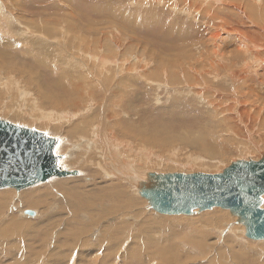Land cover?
I'll use <instances>...</instances> for the list:
<instances>
[{
	"label": "rangeland",
	"instance_id": "rangeland-1",
	"mask_svg": "<svg viewBox=\"0 0 264 264\" xmlns=\"http://www.w3.org/2000/svg\"><path fill=\"white\" fill-rule=\"evenodd\" d=\"M259 1L262 2V0H258L257 2H259ZM75 2H76V5H75ZM220 2H218L216 4L218 5ZM251 2H253V3H251ZM254 2H255V4L257 3L256 1H253V0H245V4H248V5L249 4L254 5ZM160 3L163 5H161ZM196 3H197L196 0H191L189 7H192V8L190 10V8L184 4V0H178V1H176V4H175L174 0H171V1L170 0H168V1L167 0H163V1L162 0L161 1L160 0L159 1L158 0H151V1L150 0H143V1H141V0L140 1L139 0H105V1L104 0H99V1L98 0H0V9H2V12L0 13V59L3 61V66L4 65L6 66V67L4 66L6 70L9 67L10 68L12 67L13 70L16 67H19V68L22 67V68L29 70L32 73L33 78H38L39 76L42 78V76H43V79L45 81L44 82L45 86H44V88H41V89L43 91H49L48 94L49 95L53 94L54 96H59L60 94L59 93L56 94L59 90L54 89V86L56 84L50 81L51 74L52 73L55 75L60 74V77H63V75L65 73H67V78L68 77L70 79L73 77L79 78L80 74L76 72V70L78 71L79 68H76V67L81 66L84 68V66L82 64H80L81 63L80 60L83 59V55L85 54V51L88 48L95 49L96 46H94L92 43V41L94 39H98V42L103 41L102 45L100 46L101 52L99 53V55L102 56L103 53L106 52L107 53V59L110 62V64L115 63L117 61L119 62L122 54L127 56L129 52H132L131 55L134 56L132 60L136 59V57H139V56L142 57L144 55L143 56L144 58L142 57V60L140 61V63L142 64V68L143 69L146 68L144 70L149 72L150 70H154V69H156V67L161 66V65H159L160 62H164L165 63L164 65H166L168 63V61H166L168 58H171V59L178 58L180 53H185L183 56L190 55V57L193 58V62L185 60V59L180 61V62H183L186 64H190V63L194 64V66H192L191 68H195L197 72H203L204 71L206 74V69H210L211 67H207V68H205V67L213 62L212 59H215L214 58L216 56L215 51L219 52L223 55L222 49H224L225 50L224 55L230 54V51L231 50L233 51L235 48V47H233L232 44H233V41L234 42L236 41V39H235V36L229 34L226 31V30H228V28L226 27L227 24L225 25L223 23L224 18L226 20V19H228V17L231 16L230 14H228L229 11L226 10V8L221 9V7H216V6H214V4H211V5L209 4L206 7H202L205 10L204 11L202 8L198 9L196 6ZM101 4H103V6H101ZM261 4H256V5L257 6L260 5L259 7H264V3H261ZM109 5H111V6H109ZM157 6H159V7H157ZM193 6H195V7H193ZM211 6H214V7H211ZM148 7H149V9H148ZM87 8H89V9H87ZM177 8H179V9H177ZM193 8L194 9L196 8V9L194 10ZM72 9H75V12L73 14L79 16L80 20L77 21V20L72 18L73 17ZM176 9L181 10V12L177 11ZM114 10H116V12ZM199 10H200V12H199ZM145 11H147V12H145ZM150 11H151V13H150ZM208 11H209V13H208ZM215 11L216 12L220 11L221 15L217 14ZM89 12H90V14H89ZM123 12H124V14H123ZM192 12H193V14H192ZM188 13H190L189 16H188ZM207 14H210V16ZM232 14H233V12H232ZM134 15H135V17H134ZM233 15L231 16L229 22L230 23L231 22L232 23H234V22L238 23V19L236 17H234ZM147 16L152 17L150 21L144 20V18L146 19ZM22 17L25 18L24 24L22 23V20H21ZM54 17H55V19H54ZM83 17L84 18L86 17L88 20L86 21V18L84 19ZM64 18H67V20L71 19V20H69L70 22L72 21L71 23L77 24L78 26H80V28L82 27L80 29L81 34H75V33L73 34L70 31H68L67 32V38L63 37V35H62V37L55 38V37H50V36L46 35L45 33H43L40 30L34 31L28 27V25L33 24L32 25L33 27L37 26V27H47V28L53 29V30H47L49 33L52 31L56 32V30L57 31L60 30V27L56 28L50 22H44V20H50V19L51 20H63ZM110 18L112 19V21ZM119 18H127V19H130L132 21L137 20L139 22V26L137 25V22H134V21L133 22L137 25L134 31H137L138 33L137 34L131 33L133 31L131 29H126V26H124L120 22ZM207 18L211 19V21ZM141 19H142V21H141ZM205 20L207 21V23ZM219 20H221V21H219ZM113 21H116V23H114ZM143 21H144V23H143ZM208 22H209V24H208ZM30 23H32V24H30ZM46 23H49V24H46ZM217 23L219 24V26L221 25L222 28L218 27ZM119 24L124 26L123 27L124 32H121L122 31L121 30L119 33L120 35L123 34L124 35V36L122 35L123 37L117 33V30L122 28V26H120ZM141 24L143 26H141ZM128 25L131 26V24H129V23H128ZM182 25H183V27H181ZM200 27L201 28L204 27V28L201 29ZM209 27L212 29H210ZM225 27L227 29H225ZM214 28H217V29H214ZM126 30H129L131 32L126 31ZM179 30H180V32H179ZM185 30H186V32H184ZM207 30H208V32H207ZM219 30H221V31H219ZM26 31L29 33L35 32L34 34L32 33L34 36L32 38H30L26 34ZM173 31H175V32L172 33ZM199 31H201V32H199ZM213 31H214V33H213ZM111 33H114V35L116 36V40L119 42V44L122 43L120 45H123L124 43H126L123 45L125 48L123 46H120L122 48H119V44L117 43L116 40H114L115 39L114 38L113 40L111 39V41H113L114 43H117L118 47L113 46V45H112V47H110L111 44H109L108 46L110 48L108 49L107 43L109 40L108 41H106V40H107L108 34H111ZM178 33H180V34H178ZM82 34H84V36L87 39L85 37H83ZM116 34H118L119 36ZM224 35H226V36H224ZM43 36H45L44 38L47 41L43 39ZM74 36H77V37L75 38ZM126 36H128V37H126ZM201 36H202V38H201ZM223 36H224V38H222ZM81 37H82V39H81ZM119 37H121V38H119ZM216 38H218L217 41H216ZM221 38H222V40H221ZM67 39H68V41L74 40V42L72 44H70V42H69L68 44H70V46L68 44L66 46V43H67L66 40ZM53 40H55V41L53 43H51V41H53ZM86 40H88V42H85ZM64 42H65V44H64ZM222 42H223V44H222ZM60 44L62 46H65L66 48L64 50L60 49V47H59ZM128 44H129V46H128ZM42 45H46V46H44L45 48L42 49L41 47H39ZM49 45L51 46L50 48L48 47ZM72 45H74V47ZM216 46H217V48H216ZM70 47H72V48H70ZM96 48H98V47H96ZM213 48H216V49H213ZM41 49H42V51H41ZM70 49H72V50H70ZM227 49L229 52L228 54H227ZM65 50L69 52L70 56H69L68 52L66 53ZM205 50L206 51L208 50L207 54H203L204 52H206ZM4 51H5V53H4ZM152 51H155L157 53H161V56H163V57L158 58V56L152 54ZM1 52L4 54H9V52H11L10 54H12L14 56L16 54L19 58H17V56L13 57L11 55H4V54L1 55ZM95 52H97V51H95ZM17 53L20 54V56ZM80 53H81V55H80ZM170 54H172V56ZM9 56H11V57H9ZM38 56L42 60L45 57L46 59L43 60V61L47 60V61H45V65L47 63H49L50 66L52 65L51 66L52 69H50L49 64H47L46 69L45 68L41 69L39 66H38V68H39L38 69L36 67L37 64H32V63H35V62H33V60H35ZM42 56H44V57H42ZM74 57H76V58H74ZM210 57H212V58L210 59ZM3 58H5V59H3ZM10 58H12V59L14 58L15 60L17 59L16 61H18L19 63L14 61V59H13V63H12V59L10 62ZM153 58H155V59H153ZM19 59H21L22 61ZM127 59H130V57H128ZM23 60H25V61L23 62ZM149 60L151 61V64H150ZM4 61H6V62H4ZM9 62L12 63L11 66H10ZM22 62H23V65H22ZM27 62H28V64L30 63L31 65H29V66L24 65V64H27ZM143 62H145V63H143ZM146 62H148L149 64ZM16 63L18 65L20 64V66H18ZM207 63H209V64H207ZM15 65H16V67H15ZM104 66H106V67L104 68ZM136 66L137 65H135L134 67H136ZM238 66H240V65H238ZM43 67H45V66H43ZM134 67H132V68H134ZM200 67H202V68H200ZM263 67H264V65H262L260 63V67L256 70L257 71L256 74H258V75H256V79H258V80L255 81V79H254L251 82L252 85L254 84V86H258V89L262 88V91H264V88H263L264 84L262 82H260V80H262L261 78L264 79V77H262V76H264V73L261 72V69H263V71H264ZM12 68L8 69V70L13 71ZM138 68H141V67H136L134 70H138ZM217 70H218V67H217ZM236 70H237V67L233 68V63H226L225 64V71L228 73L227 74L223 73L222 78L217 76V75L210 76V75L206 74L207 75L206 79L208 81V85L206 83H202L203 80L201 79L199 86L201 88H207L208 90L202 89V91H204V92L200 91L201 93H199L198 92L199 90H197L196 96L193 93V91H191V89H193V88L189 87L187 84H185V86H183V85L172 86L168 83L170 87H167L165 85V86H162V88L160 89V87L157 88L156 85H152L151 81L149 82L150 85H149V83L146 84V82L143 80H140L138 82H131L130 81L131 76H128V79L123 80V84H125L126 86L120 88L119 90L121 91L120 95H123L126 98L129 97L128 100H126L127 105L125 104L123 107L127 108L128 106H130V108L132 109L131 110L129 108L131 110L130 112H132L133 114L131 113V115L129 116V114L127 112H124V113L120 114V117H121V119L130 120V121H133L132 119H134L135 121L131 122L130 124L138 123V125H140L141 128L143 130H145L148 134H151V136H153V135L157 136V134L160 133V132H158L159 129H157L159 127L160 130L163 131V133H162L163 135L161 134L162 137L160 136V137H155V138H160L162 140H163V138L165 140V138L167 136L169 138L170 137L172 138L173 136H175V137H173L174 139L175 138L178 139L179 137L184 138L181 140L183 142L176 145L177 146L176 147V150H177L176 156L177 157L175 158V162H171V164H170L171 166L170 165L169 166L172 167L173 166L172 164H174L173 167H176V166H178V163L181 161L183 164H186V162L187 163L190 162L191 165H193L191 161H186V159L188 157V155H187L188 151L185 150L184 146L187 144L188 141H189L188 143L190 144L194 139H197V138L200 139L202 136H205V135H212L213 137H216V135H217L219 138L224 136V133L222 132L223 119H221L223 114L221 113V110H219V108L215 104H213L214 98L215 99H217V98L221 99V97H220L219 93H216L214 91L213 88H216L217 83L226 82L227 81L226 77L228 76V74L230 72H234ZM115 71H116V68H115ZM190 71H191V69H190ZM92 73H93V76H95L97 78V80H95V82H93L92 84L95 85L101 91V95L94 97L93 100L97 103H103L106 100V97H105L104 91L101 89V87L102 86L106 87L105 82H108V83L112 82V83H118V84H121V83L119 82L118 79L113 77L112 72L109 71V67L107 65L100 64V61H99V67H97V69H95V71H93ZM17 74L18 73L12 72L10 74V76L13 75L17 79L19 77V81L21 84H19L17 82V79L15 77L14 78L16 80L11 78L9 76V74H6L4 69L0 68V119L8 121V122L13 123V124L18 125V126L36 129L38 131L45 132L49 136L60 140V145L58 147V151L59 150L60 151L57 153L59 156H62L61 165L66 167V168L62 167L63 170L78 171V172L82 173L81 176H79V177L77 175L69 176L71 178L68 177L65 180L63 179L64 181H69V179H70V181L68 183L74 182L76 185L79 184V186H81L83 188V191H85V189L86 190L88 189L87 191H89V192H94L95 190L100 191V189L104 190L107 187L109 188L114 183L121 184L122 181H120L119 179H117L115 177L111 178V174H107V176H109V177L104 175L102 169H100L99 167L94 168V170L96 171L95 173H97V176L96 175L92 176L91 174L93 173V171L92 172H86L82 168L83 166H79L78 164L77 165L73 164L70 166H72L74 168H67V165L63 164L64 162H66V160L70 156L71 147L74 144L78 143L77 139H73L70 141V138L68 140L65 137V135L67 134V133H65V130H66V128H68L69 125H66L65 123L62 124L65 121V114L67 113V110L71 106H67L66 108L63 107V109H50V108H48V103L44 102V100L41 101V99L38 96L39 90L37 88V84L36 83L26 84V83H28L27 78L25 76L21 75L23 78L22 79V78H20V75L19 74L17 75ZM122 74H123V76H122ZM126 75H128V73H126V74L121 73V75H119L117 78H120V77L126 78L127 77ZM25 78H26V80H25ZM21 79L25 83L22 82ZM63 79L64 78H62V79L58 78L57 80H63ZM108 79H110V81H108ZM113 79H115V80H113ZM256 82H258V83H256ZM38 84L41 85V87L43 85V84H40L39 82H38ZM46 86H48V88H45ZM188 87H189V89H188ZM236 88H235V90H236ZM50 90L54 93H52ZM53 90H55V91H53ZM134 90H136V91H134ZM130 91H131V94H130ZM179 91L181 92V94H179ZM214 92L216 95H214ZM61 93L65 94L67 92L61 91ZM135 93L137 94L138 97L135 96L136 95ZM197 93H199V94H197ZM202 93H204V94H202ZM207 93L208 94L211 93V94H209L210 96H208ZM139 94H141V95H139ZM126 95H128V96H126ZM132 95H134V97ZM191 95H193V96H191ZM135 97L138 99H136ZM202 97H204V98H202ZM206 99H209V100H206ZM204 103L206 105H204ZM211 103H212V105H211ZM52 107H57V106H55L53 103ZM113 107H116V106H112V105L108 106L107 113H110L113 110ZM116 108H114V110L119 111L121 106H119V108H117V110H116ZM80 109L82 110V108H80ZM218 112H220V113H218ZM126 113H127V115H126ZM211 113L212 114L214 113L215 117ZM13 115H16V116H13ZM85 118H87V117H85ZM53 121H56V123H60V125L58 127H53L52 126V125H54ZM208 121H210V122H208ZM74 122H79V120H76ZM215 123L216 124L218 123V125H216ZM207 124L209 127L207 126ZM94 125L97 126V122L92 124V126H94ZM136 126H137V124H136ZM161 126H163V127H161ZM216 127H217V129H216ZM54 128L57 129L56 132H54ZM164 128L166 129V131H164L165 130ZM203 129H205V130H203ZM92 130H94V129H92ZM168 132L170 135L165 134ZM180 134H181V136H180ZM184 135H186L187 137ZM205 137H207V136H205ZM173 138H172V140H174ZM86 139L89 140L88 137ZM72 141L73 142L75 141V142L71 143ZM63 142H64V144H63ZM155 143L159 144V143H162V141L155 140ZM61 144H63V145H61ZM64 146H66L65 148H67V149H64L63 148ZM82 146H85V144L83 145V143H82ZM77 147H79L78 144H77ZM160 147L155 149V150L156 151L159 150V152H160L161 151ZM204 148L209 149V150H214L210 147H204ZM169 151L170 150H166L163 153V156L167 155L169 153ZM197 156H198V154L196 153L195 157H197ZM223 156L226 157L228 155H226L224 153ZM165 157H167V156H165ZM170 159H173V157H170ZM244 159H247V157L246 158L240 157V156L235 157L234 160H230V164L231 163L234 164V162L237 163V162L243 161ZM196 160H197V165H200V164H207L208 165V163L212 164V163H210L211 161H209L207 159H202L201 162L199 161V158ZM253 160H256V159L255 158L252 160L247 159V160H244L243 162H249V161H253ZM183 161H185V162H183ZM82 163L83 164H80V165H85L87 167V164L89 163V161H86L84 159V160H82ZM227 164L228 163L223 164L221 167L219 166V167H215V168H211V169H204L200 173L211 174V175L218 174V173L222 174V172H224L223 171L224 168L227 169L230 165L229 164L227 167ZM77 166H79V167H77ZM182 171H183V166L176 169L175 171L167 172V171L161 170V171H156V172L159 175H168V174H175V173H181V174H183V173L184 174L198 173L197 170H195V172H193V171L192 172H188V171L182 172ZM85 172L87 174H85ZM86 178H90V179H86ZM53 179H55V178H53ZM115 180H117V181H115ZM52 183H54V181ZM45 184L48 185L49 183H45ZM40 186H42V188L44 187L43 184H41V185H37V186L32 187V188L23 190L21 192H17L14 189L0 190V192L9 191L13 195L12 201L6 207L4 214L1 215L0 227L7 225V223H9L11 220H16V222H18V223L22 222V221H24V222L30 221V223H32V226H33V228L31 226L30 229L27 230V232H26L27 235L25 233L21 235V232L14 231L13 229L11 230L12 236H11V238H8L9 241L4 242V245H2L0 243V248H1L0 249V264H104V263L105 264H156L157 262H158V264H161L164 260H166L168 262V264H240L241 260L239 262V259L236 258L237 255H235L237 252H239L240 254L246 255V257L244 259L242 258L243 260H246V262H248L245 264H264V257L261 258V256H259V253L257 254L258 255L257 257L260 258L259 261H258V259H248V252L255 253V252L260 250V254H264L263 253L264 247H262L263 250H261V246H263L264 240H258V241L253 240L254 242H256V244H250L249 242H251L252 240L247 237V234L240 236V233L238 232L239 229H236L235 232L233 233L231 231V230H233V225L229 224V223H227V225H223V222L220 225L208 226L207 228L203 229L205 232H207L209 234V236L206 237L207 239H206V243H205L209 247V250H207L202 255H199L200 258L197 257L198 254L194 252L196 250L191 252L194 255H191V256L188 255L189 249H191V250H193V249L187 248V247H182V251H181L182 253L181 252L177 253L176 250L172 251V252L171 251L170 252H164L160 249L162 247V245L160 246V241H161V243H167V242H163V240L160 239L161 233H159V229H163L164 227L158 228L159 227L158 226L156 228H154V227L147 228L144 225V228H143V225L138 226L137 224H140V219L132 218V217H137V212H138L137 206L136 207L132 206L129 208L126 206L118 205L117 207H121V208L115 209L116 206L114 208H112L111 207L112 204H111V205L104 207V208L108 209V210H106L107 212H109L110 210L112 212H114V216L111 215L110 217H115V216L117 217L118 212L120 210L123 211L122 212L123 214L129 216L128 218L122 219L120 222L119 221L114 222V224L117 222L118 224L122 223V225L125 224V226H126V228L124 227V229H123L124 231L122 230L123 232L121 231V234H119L117 236L118 238L120 237V240H121V235H123L122 236L124 238L123 243H125L124 246L121 245L122 241H120V244L114 245V246H111V244H104L103 245L102 242H101V244H99L100 240L103 237V235H101L102 234L101 231H103V229L105 227H107L108 225L107 224H104V225L101 224V225H103L102 229H100L101 227L99 228L98 225L96 227H94L95 223L97 222V220L99 221V219L96 220V218H95L94 220L96 222L94 220H91L93 218V216L90 213H89V215H91V216H89V215L85 216L83 214H77L75 216V217L79 218V220H80L78 227L82 229V232L77 231L78 232L77 236L75 234L73 235L72 233L70 234V233H68V231L70 229L68 227L72 228V225L67 224L66 222L71 221L70 223H73L75 221V219L72 218L74 216H72L71 213H68L69 205L66 204L67 201H66V203L64 202L65 207H64V205L60 204V200L62 201L65 199H64L63 195H61V193H59L56 189H51L53 193L55 192L54 197L56 200L50 199V204L52 206L49 204L48 206H51L50 208L44 207L45 211L42 210V212H44V213H41L38 208H36L35 210L33 208H31V209L28 208L26 206L28 204L26 201H22L24 206H22L19 203V198H20L21 194H25L26 192H29L32 189L40 187ZM128 186H130V183L128 184ZM140 198L145 199L144 197H140ZM145 202H146L145 205L148 204V206H150L149 201H147V199L145 200ZM52 203H54V204H52ZM59 205L61 207H64L65 209H68V211L63 210L62 208L59 207ZM108 207H111V208H108ZM149 208L150 209H146V211L150 215V220L157 223V222H159V220L161 218H163L165 216V215L161 216V214L156 215L155 211L153 212V209L151 208V206ZM21 209L24 210V212H26V215L23 214L25 216H20V215H22ZM217 209L220 211H228L230 218H233L232 217L233 215H231L229 210H222L220 208H215L214 210H217ZM36 210H37V213L39 216L46 214L45 217H43V218L39 217L38 219H36L37 217H34L36 215V213H35ZM47 211H49V212L47 213ZM28 212H32V214L27 215ZM62 212H64V214ZM194 212L195 213L191 216L185 215V214L179 215L178 216L179 220L177 221V223L184 222L187 225L186 220L189 218H193L192 224L194 226H197V224H198L197 219H199V217H196L194 215L204 213L205 211L195 210ZM208 212L211 213L212 211L208 210ZM206 213H207V211H206ZM52 215L53 216L56 215V220H58V219H61V220L59 222L58 227L56 226L57 228H53L54 225L52 222H54L55 219H53L51 217L47 218V221H45V223H47L46 226L48 228V231L46 232L47 235L44 236L43 235L44 230H43L42 224H44V220L46 217L52 216ZM62 215H63V217H61ZM80 217H81V219H80ZM87 217H89V218H87ZM123 217H125V216H123ZM68 218H72V219H68ZM119 218H122V216H120ZM27 219H29V220H27ZM34 221L39 222V223H33ZM88 221L93 222L94 225ZM88 224H90V225H88ZM239 225L240 224L236 223L234 225V228H238ZM129 226H130V228H129ZM86 227H88V228H86ZM93 227H94V229L92 231L91 228H93ZM39 229L42 230L41 233H39ZM85 230H87V231H85ZM141 230L147 231V233L146 232L142 233ZM51 231H52V233H51ZM90 231H91V233H90ZM50 233H51V235H50ZM65 233H67V235L68 234H70V235L67 236ZM64 234L66 235V237ZM137 234H139L141 236H139V235L137 236ZM142 235H148L150 237V239L153 240V243H155V244H151L149 246L148 244L150 242H147L148 240L147 241L143 240L144 238ZM38 236H40V238H38ZM80 236H81V238H80ZM77 237H79L80 240ZM83 237H84V241L82 240ZM109 237H111L110 239L113 240L112 238L115 237L114 232H111V235ZM140 237L143 239H141ZM3 238L4 237L0 235V241ZM69 238L71 240H69ZM73 238L78 239V240L74 241ZM183 238H184V236H182L180 239H183ZM132 239H134V240H132ZM136 239H138V240H136ZM59 240H60V243H59ZM81 241H83V242H81ZM179 241L180 240L178 238L177 232H175V242L178 243ZM181 241H184V240H181ZM145 242H147V243H145ZM146 244H147V246H146ZM99 245H101V246H99ZM156 245L159 247H157ZM163 245H166V244H163ZM129 247H131V248H129ZM137 248H138V250H137ZM6 249L9 250L10 253ZM144 249H146V251L142 252L141 250H144ZM131 250H133V251H131ZM139 250L141 251V253L139 252ZM158 250H159V254H158ZM184 253H186L187 256L184 255ZM223 254H225V256ZM195 255H196V257H195ZM234 256H235V258H233Z\"/></svg>",
	"mask_w": 264,
	"mask_h": 264
},
{
	"label": "bare ground",
	"instance_id": "bare-ground-1",
	"mask_svg": "<svg viewBox=\"0 0 264 264\" xmlns=\"http://www.w3.org/2000/svg\"><path fill=\"white\" fill-rule=\"evenodd\" d=\"M141 1H143V0H141ZM176 1H178V0H176ZM176 1L174 0L175 4H176ZM220 1L221 0H196V2H197L196 6L198 9H200L202 7H206L209 4L210 5L214 4V6L221 7V9L226 8V10L229 11L228 14H230L231 16L234 14L233 16L238 19V23H235V22H234L235 24L232 22L230 23L229 22V20L231 18L230 15H229L230 17H228V19L225 20V18H224L223 23L225 25L227 24L226 27L228 28V30H226V31L229 34L235 36L236 41L235 42L233 41V44H232L233 47H235V48L233 51L232 50L230 51V54H228L229 52L227 49L228 55H224V53H225L224 49H222L223 55L214 50L215 54H216V56L214 57L215 59H212L213 62L210 64L207 63L209 65L206 67L204 66V67L205 68L211 67L210 69H206V74H208L210 76L217 75L221 78L223 77V73H225V74L228 73L225 71V64L226 63H233V68L237 67V70L234 72L229 71L230 73L226 77V80L228 82L226 81L223 83L222 82L217 83L216 88H213L214 91L216 93H219V95L221 97V99H218V98L215 99L214 98L213 104H215L219 108V110H221V113L223 114L221 119H223L222 132L224 133V136L219 138L217 135H216V137H213L212 135H205L207 137L202 136L200 139H198V138L194 139L190 144L188 143L189 141L187 142L186 145L184 144L185 150L188 151V154H187L188 157H187L186 161H191L193 165H191L190 162H188V163L186 162V164H183L181 161L178 163V166L173 167L174 164H172L173 166L170 167L171 162H175V158L177 157L176 156V151H177L176 145L183 142L181 140L184 138H181L178 136L179 137L178 139H176V138L174 139L173 137H175V136H173L172 138L174 140H172L171 137H170L171 138L170 139L167 136L165 138L166 141L164 140V138H163V140L160 138H155V137H160L161 134L163 133V131H161L159 127L157 129H159L158 132H160V133H158L157 136L156 135L151 136V134H148L145 130H143L141 128V126L138 125V123H136L137 126H136V124H130L131 122L135 121L134 119L131 118L133 121L121 119V117H120L121 113L127 112L130 116L132 113L130 111L132 109L130 108V106H128L127 108L123 107L126 104V100H128L129 97L126 98L125 96L120 95L121 91L119 90L120 88L126 86L125 84H123V80L128 79V76H131V78H130L131 82H138L140 80H143L147 84L151 81L152 85H156V87L157 88L160 87V89L162 88V86H165V85L167 87H170L169 84L172 86H181V85L185 86V84H187L189 87L193 88V89H191V91H193V93L196 96L197 90H199L198 91L199 93H201L200 91H202V89L208 90L207 88H201L199 86L200 80L202 79L203 80L202 83H206L207 85H208V81L206 79L207 75L205 74L204 71L203 72H197L195 68H191L192 66H194V64H191V63L186 64V63L180 62L184 59L193 62V58L190 57V55L183 56L185 53H180L178 58H173V59L168 58L166 60V61H168V63L166 65H164L165 64L164 62H160L161 61L160 60L159 65H161V66L157 65L158 67H156V69L150 70L149 72H147L144 70L146 68L143 69L142 64L140 63V61L142 60V57L144 55L142 57L141 56L136 57V59L132 60L134 56L131 55L132 52H129L127 56L122 54L119 62L117 61L115 63L110 64V62L107 59V53L106 52H104L102 56L99 55V53L101 52L100 46L102 45L103 41L98 42V39H94L92 41V43L94 46H96L98 48H96V47H95V49L88 48L85 51V54L83 55V59L80 60L81 61L80 64H82L84 66V68L81 66L76 67V68H79L78 71L76 70V72L80 74L79 78L73 77L70 79L68 77L69 78L68 79L67 73H65L63 75V77H60V74H57V75H55L53 73L51 74L50 81L56 84L54 86V89L59 90L56 93V94L59 93L60 94L59 96H54L53 94H52L53 96L49 95L48 94L49 91H43L41 89V88H44V86H45V84H44L45 81L43 79V76H42V78L40 76L38 78H33L32 73L29 70L22 68V67L21 68L16 67V65H15L16 68H14V70L11 67L13 71L8 70V69H11L10 67L6 70L5 69L6 66L5 65H4L5 67L3 66V61L0 59V68L4 69L6 74H9V76H10V74L12 72L18 73L20 75V78H22V76H25L27 78L28 83H26V84H34V83L37 84V88L39 90L38 96L41 99V101L44 100V102L48 103V108H50V109H63V107L66 108L67 106H71L67 110V113L65 114V121L62 124L65 123L66 125H69L68 128H66V130H65V133H67L65 135V137L68 140L70 138V141L73 139H77L78 143L74 144L71 147L70 156L66 160V162H64L63 164L67 165V168H74V167L70 166L73 164H75V165L78 164L79 166H83L82 168L86 172H92L93 171V173L91 174L92 176H94V175L97 176V173H95L96 171L94 170V168L99 167L100 169H102L104 175L107 176V174H111V178L115 177V178L119 179L120 181H122L121 184L114 183L109 188L107 187L108 189L103 188L104 190L100 189V191L95 190L94 192H89V191H87L88 189L87 190L85 189V191H83V188L81 186H79V184L76 185L74 182L68 183L70 181V179H69V181H64L68 177H66V178H55L56 180L52 179V180H49L48 182H46V183H49L48 185L45 183H42L44 186L43 188H42V186H40V187L32 189L29 192H26L25 194H21L20 198H19V203L22 206H24L22 201H26L28 203L26 205L28 208H30V209L33 208L34 210L36 208H38L41 213H44V212H42V210L45 211L44 207L50 208L52 206L50 204V199L56 200L54 197L55 192L53 193L51 190V189H56L59 193H61V195H63V197L65 199L62 201L60 200V204L64 205V202L66 203V201H67L66 204L69 205V211H68V209L64 208L65 205H64V207H61L59 205V207L62 208L63 210H67L68 213H71L72 216H74L72 218L75 219V221L73 223H70L71 221L66 222L67 224L72 225V228L68 227V228H70L68 233H70V234L72 233L73 235L75 234L77 236V233H78L77 231L82 232V229L78 227L80 220H79V218H77L75 216L77 214H83L85 216L86 215L88 216L90 213L93 216V218L91 220H94L95 218H96V220L99 219V221L97 220L98 223L94 220L96 222L95 225L93 222L88 221V222L92 223L94 225V227H96L98 225V227L99 228L101 227L100 229H102L104 224L108 225L107 227H105L103 229V231H101L102 232L101 235H103V237L100 240L99 244H101V242H102L103 245L104 244H111V246L120 244V241H122L121 242L122 246L125 245V243H123V241H124V238L122 237L123 235H121V240H120V237L118 238L117 236L119 234H121V231L124 229V227L126 228V226H125V224L122 225V223L118 224L117 222L114 224V222L115 221L120 222L122 219L128 218L129 216L123 214L122 213L123 211L120 210L118 212L117 217L116 216L110 217L111 215L114 216V212H112L111 210L109 212H107L106 210H108V209H106L104 207L111 205V204H112V206H111L112 208H114L116 206L115 209L121 208V207H117L118 205L126 206L129 208L132 206H135V207L137 206V209H138L137 217H132V218L140 219V224H137L138 226L143 225V228H144V225L147 228H150V227L156 228L158 226H159L158 228L164 227L163 229H159V233H161L160 239H162L163 242H167V243H161V241H160V246L162 245V247L160 249L162 251H164V252H170L171 251L172 252V251L176 250L177 253H180L182 251V247H187V248L193 249V250L189 249V252L187 251L188 255H190V256L194 255L191 252L196 250L194 252L198 254L197 257H199V255H202L203 253H205L207 250H209V247L205 244L206 239H207L206 237H208L209 234L203 230L204 228H207L208 226L220 225L222 222H223V225H227V223H229V224L233 225V230H231L233 233L235 232L236 229H239L238 232L240 233V236L247 234L246 226H244L243 224H240L238 228H234V225L237 223L236 221H238V220H236L237 218L235 216H232L233 218H230L228 211H220L218 209L214 210L215 208L210 210V211H212L211 213L208 212V210H207V213L205 211L204 213L194 215L196 217H199V219H197V223H198L197 226H194L192 224L193 218H189L186 220L187 225L184 222L177 223V221L179 220L178 216L181 214H177L176 216L175 215H165L164 216V214H161V216L163 215L164 217L161 218L159 220V222L156 223V222L150 220V215L146 211V209H150L149 208L150 206L153 209L152 205L150 203H149L150 206H148V204L145 205L146 199L140 198V197H144L142 190H143L144 185L149 183V175H151V174L159 175L156 171H161V170L167 171V172L175 171L176 169L183 166L182 172H185V171L195 172V170H197L198 173H195V174H202L200 172L203 171L204 169H211V168H215V167H219V166L221 167L223 164H226V163H228L227 164V167H228V165L230 164V160H234L235 157H239V156L245 157V158L247 157L248 160H252L255 158L257 161L253 160L254 162H259L262 159H264V91H262V88L258 89V86H254V84L253 85L251 84L252 80H254V79H255V81L258 80V79H256V75H258V74H256V72H257L256 70L260 67V63L262 65H264V7H259L260 5L259 6L256 5V4L264 3V1L263 0H262V2L259 1L260 2L259 3V2H257L258 0H253V1L257 2L256 4L254 2V5L253 4L252 5L245 4V0H222L221 2ZM218 2H220L218 4L219 6L216 4ZM190 3H191V0H184V4L187 7L190 6ZM251 3H253V2H251ZM75 5H76V2H75ZM161 5H163V4H161ZM101 6H103V4H101ZM109 6H111V5H109ZM214 6H211V7H214ZM157 7H159V6H157ZM193 7H195V6H193ZM189 8L191 10L192 7H189ZM87 9H89V8H87ZM148 9H149V7H148ZM177 9H179V8H177ZM114 11L116 12V10H114ZM177 11L181 12V10H177ZM220 11H217V12L215 11V12L217 14L221 15L222 11L221 12ZM1 12H2V9H0V13ZM74 12H75V9H72V14ZM145 12H147V11H145ZM199 12H200V10H199ZM232 12H233V14H232ZM150 13H151V11H150ZM208 13H209V11H208ZM89 14H90V12H89ZM123 14H124V12H123ZM189 14L190 13H188V16H189ZM192 14H193V12H192ZM210 14H207V15L210 16ZM134 17H135V15H134ZM72 18L77 20V21L80 20V17L77 15H74V14H73ZM151 18H152L151 16H147L146 19L144 18V20L150 21ZM54 19H55V17H54ZM207 19H209V18H207ZM21 20H22V23L24 24L25 18L22 17ZM69 20H71V19H69ZM69 20H67V18H64L63 20H51V19L50 20H44V22H50L51 24H53L54 27H56V28L60 27V30L59 31L56 30V32L52 31L49 33L47 30H53V29L47 28V27H37V26L33 27L32 23H30L32 25H28V27L34 31L40 30L43 33H45L46 35H48L50 37H55V38L62 37V35H63V37L67 38V32L68 31H70L73 34L74 33L75 34H81L80 29L82 27L80 28V26H78L77 24L71 23L72 21L70 22ZM87 20L88 19L86 18V21ZM119 20L124 26H126V29H131L133 32H131L129 30H126V31H129V32L134 33V34L138 33L137 31H134L136 26L137 25L139 26V22L137 20L136 21L133 20L134 22H137V25L132 20L127 19V18H119ZM209 20L211 21V19H209ZM111 21H112V19H111ZM141 21H142V19H141ZM219 21H221V20H219ZM113 22L116 23V21H113ZM128 23L131 24V26H129ZM143 23H144V21H143ZM206 23H207V21H206ZM46 24H49V23H46ZM208 24H209V22H208ZM119 25L122 26V28L117 30L118 34L120 33L121 30H122L121 32H124V28H123L124 26L121 24H119ZM141 26H143V25L141 24ZM181 27H183V25ZM218 27H221V25L219 26V24H218ZM226 27H225V29H227ZM202 28H204V27H202ZM210 29H212V28H210ZM214 29H217V28H214ZM219 31H221V30H219ZM174 32L175 31H173L172 33H174ZM179 32H180V30H179ZM184 32H186V30ZM199 32H201V31H199ZM207 32H208V30H207ZM32 33L33 32L29 33L26 31V34L30 38H32L34 36L33 34L35 32L33 34ZM213 33H214V31H213ZM118 34H116V35H118ZM178 34H180V33H178ZM82 35H83V37H85L84 34H82ZM122 35H120V36H122ZM77 36H74V37L76 38ZM224 36H226V35H224ZM224 36L222 38H224ZM44 37L45 36H43V39L46 40ZM126 37H128V36H126ZM119 38H121V37H119ZM201 38H202V36H201ZM222 38H221V40H222ZM81 39H82V37H81ZM111 39L116 40V36L114 35V33L108 34V37L106 40V41L109 40L107 43L108 49L110 47H112V45L118 47L117 43L119 44V42L116 40L117 43H114L113 41H111ZM217 39L218 38H216V41H217ZM54 41L55 40L51 41V43H53ZM66 42H67L66 43V46H67V44L69 42H70V44H72L74 42V40L68 41V39H67ZM85 42H88V40H86ZM64 44H65V42H64ZM70 44H68V45L70 46ZM109 44H111L110 47L108 46ZM120 44H122V43H120ZM120 44H119V48H122L120 46H123L126 43H124L123 45H120ZM222 44H223V42H222ZM44 46H46V45H42L39 47H41L43 49V48H45ZM72 46L74 47V45H72ZM128 46H129V44H128ZM217 46H216V48H217ZM48 47L50 48L51 46L49 45ZM59 47L62 50H64L66 48L65 46H62L61 44ZM70 48H72V47H70ZM216 48H213V49H216ZM42 49H41V51H42ZM70 50H72V49H70ZM95 51H97L98 53ZM67 52L68 51H66V53ZM4 53H5V51H4ZM4 53L1 52V55ZM10 53L11 52H9V54H4V55H11L13 57L17 56L15 53H14L15 56L10 54ZM207 53H208V50L206 52H204L203 54H207ZM68 54H69V52H68ZM152 54L158 56V58L163 57V56H161V53H157L155 51H152ZM18 55L20 56V54H18ZM80 55H81V53H80ZM170 55L172 56V54H170ZM11 56H9V57H11ZM69 56H70V54H69ZM42 57H44V56H42ZM128 57H130V59H127ZM17 58H19V57L17 56ZM74 58H76V57H74ZM211 58L212 57H210V59ZM3 59H5V58H3ZM11 59L12 58H10V62H11ZM13 59H12V63H13ZM44 59H46V58L44 57ZM153 59H155V58H153ZM16 60L14 59V61H16ZM19 60H21V59H19ZM43 60L38 56L35 60H33V62H35V63H32V64H37L36 65L37 68L39 66L41 69H44V68L46 69L47 64H49V63H47L45 65V61H47V60H45V61H43ZM24 61L25 60H23V62ZM99 61H100V64L107 65L109 67V71L112 72L113 77L118 79L119 82L121 83V84H118V83H112V82L111 83L105 82L106 87L100 86L101 89L104 91V94L106 97V100L103 103H97L93 100L94 97L101 95V91L95 85L92 84L93 82H95V80H97V78L95 76H93L92 72L95 71V69H97V67H99ZM4 62H6V61H4ZM16 62L19 63L18 61H16ZM23 62H22V65H23ZM12 63H10V66L12 65ZM143 63H145V62H143ZM146 63H148V62H146ZM150 64H151V61H150ZM24 65L29 66L31 64L30 63L28 64V62H27V64H24ZM135 65H137L136 67H141V68H138V70H134L136 68V67H134ZM238 65H240V66H238ZM18 66H20V64ZM43 66H45V67H43ZM49 66H50V64H49ZM51 66H50V69H52ZM105 67L106 66H104V68ZM132 67H134V68H132ZM217 67H218V70H217ZM115 68H116V71H115ZM200 68H202V67H200ZM190 69H191V71H190ZM261 72L264 73L263 69H261ZM121 73H124V74L128 73V75H126L127 76L126 78L125 77L117 78L119 75H121ZM122 76H123V74H122ZM10 77L13 79L16 78L13 75ZM262 77H264V76H262ZM26 78H25V80H26ZM58 78H61V79L64 78V79L63 80H57ZM261 79L262 80H260V82H262L264 84V79L263 78H261ZM113 80H115V79H113ZM108 81H110V79H108ZM17 82L19 84H21L19 81V77L17 79ZM22 82H24V81L22 80ZM38 82L40 84H43L42 87H41V85L38 84ZM256 83H258V82H256ZM149 85H150V83H149ZM48 86H46L45 88H48ZM189 87H188V89H189ZM235 88H236V90H235ZM53 91H55V90H53ZM61 91H66L67 93L62 94ZM134 91H136V90H134ZM202 92H204V91H202ZM215 92H214V95H216ZM52 93H54V92H52ZM199 93H197V94H199ZM211 93H209V94H211ZM130 94H131V91H130ZM179 94H181L180 91H179ZM202 94H204V93H202ZM209 94H208V96H210ZM139 95H141V94H139ZM126 96H128V95H126ZM132 96L134 97V95H132ZM135 96H137V94ZM191 96H193V95H191ZM204 97H202V98H204ZM136 99H138V98H136ZM206 100H209V99H206ZM53 103L57 107H52ZM110 105L116 106L117 108H119V106H121V108L119 109V111H115L114 108H116V107H113V110L110 113H107L108 106H110ZM204 105H206V104L204 103ZM211 105H212V103H211ZM80 108H82V110ZM117 108H116V110H117ZM127 113H126V115H127ZM218 113H220V112H218ZM212 115H214V117H215L214 113ZM13 116H16V115H13ZM85 117H87V118H85ZM76 120H79V122H74ZM95 122H97V126L96 125L92 126V124ZM208 122H210V121H208ZM53 123H54V125H52L53 127H58L60 125V123H56V121H53ZM216 125H218V123ZM163 126H161V127H163ZM207 126H208V124H207ZM92 129H94V130H92ZM216 129H217V127H216ZM203 130H205V129H203ZM56 131H57V129L54 128V132H56ZM164 131H166V129ZM165 134L170 135L169 132L165 133ZM180 136H181V134H180ZM184 136H186V135H184ZM87 137L89 138V140L86 139ZM155 140L162 141V143H159V144L155 143ZM74 142L72 141L71 143H74ZM82 143H83V145L85 144V146H82ZM63 144H64V142H63ZM63 144H61V145H63ZM77 144L79 145V147H77ZM65 147L66 146H64L63 148L67 149ZM159 147L161 148L160 152H159V150L158 151L155 150ZM204 147H210L214 150L205 149ZM166 150H170L169 153L167 155H165L167 157L163 156V153ZM59 151L57 150V152H59ZM196 153L198 154L197 157H195ZM224 153L228 156L224 157L223 156ZM170 157H173V159H170ZM198 158H199L200 162L202 161V159H207V160L211 161L210 163H212V164L208 163V165L207 164L197 165L196 159H198ZM84 159L86 161H89V163L87 164V167L85 165H80V164H83L82 160H84ZM247 159H244V160H247ZM183 162H185V161H183ZM230 165H229V167H230ZM79 166H77V167H79ZM62 167L66 168L64 166H62ZM224 170H225V168H224ZM66 171H68V170H66ZM86 172H85V174H87ZM77 173L78 174H76V175L78 177L81 176V174H82L78 171H77ZM175 174H181V173H175ZM219 174H221V173L213 174V175H219ZM184 175H191V174H184ZM107 177H109V176H107ZM69 178H71V177H69ZM86 179H90V178H86ZM53 181H54V183H52ZM115 181H117V180H115ZM129 183H130V186H128ZM27 189H29V188H27ZM263 197H264V195H263ZM12 198H13V195L9 191L0 192V218H1V215L4 214L6 207L12 201ZM262 201H263L262 209H264V200H262ZM49 204L51 206H48ZM52 204H54V203H52ZM111 207H108V208H111ZM48 212L49 211H47V213ZM64 212H62V213L64 214ZM153 212H154V209H153ZM21 213H22V215H20V216L26 215V212H24V210H22V209H21ZM35 213H36V215L34 217H37L36 219H38L39 217L43 218L46 215V214H43L42 216H39L37 213V210ZM194 213H192V214L182 213V214L191 216ZM23 214H25V215H23ZM28 214H32V212H28L27 215ZM155 214L157 215L159 213H157L155 211ZM91 215H89V216H91ZM120 216H122V218H119ZM123 216H125V217H123ZM49 217L55 219L54 222L51 221L54 225L53 228H57L59 225V222L61 220V219L56 220V215L46 217L44 220L45 225L42 224L43 230H44V232H43L44 236L47 235L46 232L48 231V228L46 226L47 223H45V221H47V218H49ZM61 217H63V215ZM72 218H68V219H72ZM87 218H89V217H87ZM80 219H81V217H80ZM27 220H29V219H27ZM33 223H39V222L34 221ZM101 224H103V225H101ZM88 225H90V224H88ZM31 226H32V223H30V221H25V222L22 221V222L18 223V222H16V220H11L9 223H7V225L0 227V235L4 237L0 241V243L2 245H4V242L9 241L8 238H11V236H12L11 235L12 229L14 231L21 232V235H22L24 233L26 234L27 230H29ZM94 227L91 228L92 231H93ZM32 228H33V226H32ZM86 228H88V227H86ZM129 228H130V226H129ZM85 231H87V230H85ZM41 232H42V230L39 229V233H41ZM111 232H114V234H115V237L112 238L113 240H111L110 239L111 237H109L111 235ZM141 232L147 233V231H143V230H141ZM175 232H177L178 238L180 240L178 243L175 242ZM51 233H52V231H51ZM51 233H50V235H51ZM90 233H91V231H90ZM65 234L67 235V233H65ZM70 234H68L67 236H69ZM66 235H65V237H66ZM138 235L139 234H137V236ZM139 236H141V235H139ZM142 236L144 239L140 237L141 239H143L145 241L148 240L147 242H150L148 244L149 246L151 244H155V243H153V240L150 239V237L148 235H142ZM182 236H184V238L180 239ZM38 238H40V236H38ZM77 238L79 239V237H77ZM80 238H81V236H80ZM78 239L73 238L74 241H76ZM138 239H136V240H138ZM69 240H71V239L69 238ZM82 240L84 241V237ZM132 240H134V239H132ZM181 240H184V241H181ZM83 241H81V242H83ZM147 242H145V243H147ZM59 243H60V240H59ZM249 243L250 244H256V242H254L253 240ZM163 244H166V245H163ZM99 246H101V245H99ZM146 246H147V244H146ZM157 247H159V246H157ZM262 247H264V244H263V246H261V250H263ZM129 248H131V247H129ZM146 249L141 250V251L144 252V251H146ZM137 250H138V248H137ZM7 251H9V250H7ZM131 251H133V250H131ZM141 251L139 250L140 253H141ZM9 253H10V251H9ZM258 253H259V256H261V258L264 257V254H260V250H259L255 253L248 252V259H258V261H259L260 258L257 257ZM158 254H159V250H158ZM184 255L187 256L186 253H184ZM223 255L225 256V254H223ZM235 255H237L236 258L239 259V262L241 260L242 264L248 263V262H246V260H243L246 257L245 254H240L239 252H237ZM195 257H196V255H195ZM233 258H235V256ZM163 262L161 264H168V262L166 260H164ZM156 264H158V262Z\"/></svg>",
	"mask_w": 264,
	"mask_h": 264
},
{
	"label": "water",
	"instance_id": "water-1",
	"mask_svg": "<svg viewBox=\"0 0 264 264\" xmlns=\"http://www.w3.org/2000/svg\"><path fill=\"white\" fill-rule=\"evenodd\" d=\"M59 145L60 140L45 132L0 119V190L21 192L78 174L63 170ZM142 191L159 214L229 210L246 226L249 239L264 240V159L234 163L219 175L151 174Z\"/></svg>",
	"mask_w": 264,
	"mask_h": 264
}]
</instances>
